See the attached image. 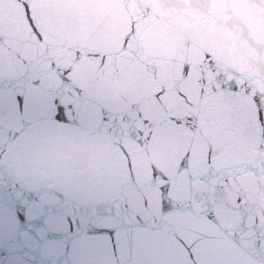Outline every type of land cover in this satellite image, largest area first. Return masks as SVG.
<instances>
[{"label":"snow or ice","instance_id":"1","mask_svg":"<svg viewBox=\"0 0 264 264\" xmlns=\"http://www.w3.org/2000/svg\"><path fill=\"white\" fill-rule=\"evenodd\" d=\"M219 90L224 92L226 96L234 95L239 92L241 85L235 80H227L219 83ZM216 90V86H213ZM251 92V86L245 87V94ZM22 100V98H21ZM252 102L256 105V125L245 118L242 110L228 105L224 101L219 109V115L209 121V129L218 131L223 138L225 146L231 143L230 136H234L239 132L251 131L256 135V143L254 148L259 154L264 153V93L256 92L252 94ZM58 120H63L64 110L60 107L56 113ZM195 124V120H193ZM4 154L0 150V155ZM217 151L214 146L209 147L208 154L205 157V167L202 175L210 186V190L204 197L205 203L215 202L222 199L224 193L228 190L225 183L227 169L216 167ZM264 164V160H261ZM187 167V157L184 162ZM264 173V168L261 169ZM162 195L166 196L168 186H162ZM52 191L56 196L55 200H49L46 192ZM264 191V189H262ZM238 203L234 207L239 209L240 205H246L247 200L244 197H237ZM172 207L169 199L162 198V210H168ZM86 211V210H85ZM207 212L208 209L205 208ZM84 215L77 210H69L67 207V198L62 193H56L55 190H45L32 188L16 179L13 175L5 170H0V264H20L21 253L35 260L32 252L39 247L41 241L48 242L59 238L64 242L65 249L69 248V244H75L81 240H92L101 233H107L109 241H111L115 232L112 229H100L84 225L81 217ZM214 218V211L210 213ZM240 223L237 229L231 233L233 242L239 232L250 230L253 243L252 248L255 254L264 257V209L260 215H257L252 209H248L246 213H240ZM248 217L246 220L245 217ZM57 218H63L67 222L65 231L57 232L53 228V222ZM31 248V252H24L25 248ZM26 264V262H25ZM43 264V260L40 261ZM67 264V261H65ZM264 264V261H262Z\"/></svg>","mask_w":264,"mask_h":264},{"label":"water","instance_id":"2","mask_svg":"<svg viewBox=\"0 0 264 264\" xmlns=\"http://www.w3.org/2000/svg\"><path fill=\"white\" fill-rule=\"evenodd\" d=\"M166 25L264 66V0H127Z\"/></svg>","mask_w":264,"mask_h":264}]
</instances>
